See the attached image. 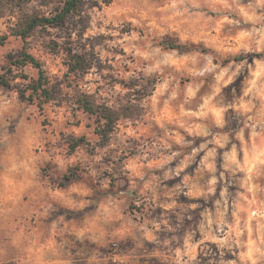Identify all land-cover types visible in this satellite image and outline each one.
I'll return each mask as SVG.
<instances>
[{
	"label": "clouds",
	"instance_id": "clouds-1",
	"mask_svg": "<svg viewBox=\"0 0 264 264\" xmlns=\"http://www.w3.org/2000/svg\"><path fill=\"white\" fill-rule=\"evenodd\" d=\"M0 264H264V0H0Z\"/></svg>",
	"mask_w": 264,
	"mask_h": 264
}]
</instances>
